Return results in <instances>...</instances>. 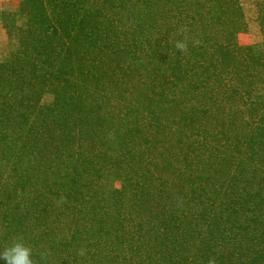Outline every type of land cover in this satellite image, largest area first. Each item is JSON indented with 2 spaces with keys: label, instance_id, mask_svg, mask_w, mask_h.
Wrapping results in <instances>:
<instances>
[{
  "label": "trees",
  "instance_id": "16d2710c",
  "mask_svg": "<svg viewBox=\"0 0 264 264\" xmlns=\"http://www.w3.org/2000/svg\"><path fill=\"white\" fill-rule=\"evenodd\" d=\"M244 10L24 0L20 24L8 15L0 250L22 237L37 264L45 249L48 264H264V3L257 43ZM181 26L201 41L184 54Z\"/></svg>",
  "mask_w": 264,
  "mask_h": 264
},
{
  "label": "clouds",
  "instance_id": "9594fccd",
  "mask_svg": "<svg viewBox=\"0 0 264 264\" xmlns=\"http://www.w3.org/2000/svg\"><path fill=\"white\" fill-rule=\"evenodd\" d=\"M179 34H181V38L175 40L174 47L176 50H179L182 54L188 51L189 42H191L192 46L196 47L201 44L199 39L190 38L188 33V29L186 26H181L178 30ZM64 202V198L61 197L57 204H62ZM33 249L31 246L26 244L22 237H16L11 243H7L4 245L2 250H0V259L6 261V264H37V261L33 259ZM51 253L45 249L39 253L40 261H43L44 264H48V258ZM77 255L83 257L86 255V249L80 248L77 250ZM206 264H217V259L215 256H210Z\"/></svg>",
  "mask_w": 264,
  "mask_h": 264
},
{
  "label": "rangeland",
  "instance_id": "374dc122",
  "mask_svg": "<svg viewBox=\"0 0 264 264\" xmlns=\"http://www.w3.org/2000/svg\"><path fill=\"white\" fill-rule=\"evenodd\" d=\"M24 0H0V58L4 59L9 52L10 46L3 29V21L8 15H14L20 19L22 3ZM264 3V0H241L245 8L246 20L249 22V33L241 39L243 43L254 44L260 40L258 26L256 25V3ZM5 14V15H4ZM22 16V15H21ZM21 23V19L19 20Z\"/></svg>",
  "mask_w": 264,
  "mask_h": 264
}]
</instances>
